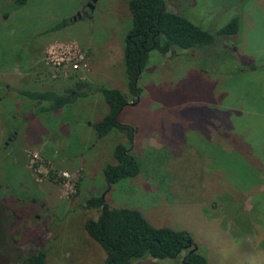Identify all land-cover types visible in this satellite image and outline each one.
I'll return each instance as SVG.
<instances>
[{"label":"rangeland","instance_id":"rangeland-1","mask_svg":"<svg viewBox=\"0 0 264 264\" xmlns=\"http://www.w3.org/2000/svg\"><path fill=\"white\" fill-rule=\"evenodd\" d=\"M129 1L97 0L85 18L52 32L88 0H0V264H24L39 250L45 264H104L84 230L102 210L86 200L102 195L109 208L137 209L154 227L186 232L207 264H264V0H162L214 42L150 52L138 99L123 60ZM235 16L238 33L218 35ZM51 47L82 55L86 69L48 64ZM67 84L84 95L46 113L47 103L17 94L64 93ZM94 86L127 95L117 120L132 128L131 141L117 130L97 139L91 125L108 108ZM118 143L129 145L141 172L108 187L102 169L115 163ZM185 254L129 264H184Z\"/></svg>","mask_w":264,"mask_h":264},{"label":"trees","instance_id":"trees-1","mask_svg":"<svg viewBox=\"0 0 264 264\" xmlns=\"http://www.w3.org/2000/svg\"><path fill=\"white\" fill-rule=\"evenodd\" d=\"M26 1L15 0L14 3L24 5ZM127 8L131 15V29L125 38L123 60L126 85L132 97L136 98L141 93L137 83L150 52L157 51L166 54L175 49L200 50L214 42V36L209 31L193 24L184 16L165 10L162 0H130ZM66 23L67 21H62L51 28V31L60 29ZM239 26V17L235 16L221 27L217 34L234 35L238 33ZM86 86L88 84L83 83V87ZM93 88L103 97L108 108L103 118L91 125L96 132L97 139H102L111 131L117 130L131 141L132 128L120 124L117 120L128 105L127 95L115 88L99 86ZM17 94L32 101L47 103L40 109L42 113L70 106L84 95L82 91H76L75 88H70L64 93L17 90ZM128 149L127 144L115 145L113 150L115 163L108 164L102 169L108 187L119 180L135 178L141 172L139 161L128 152ZM238 164L244 167L245 176L249 175L254 178L255 170L251 166L243 161H239ZM204 170V165L199 163V173L201 174ZM223 172L226 173V171ZM233 174L236 175V173ZM101 207L99 218L87 220L84 223V230L104 251L106 256L104 264H127L132 259L146 256L156 260L177 258L187 246L186 241L190 240L189 235L184 231L152 226L137 209L109 208L102 204L101 197L91 196L86 200L85 208L87 209ZM45 258V253L39 250L27 254L23 262L24 264H45ZM182 259L184 264H207L206 258L197 251L186 252Z\"/></svg>","mask_w":264,"mask_h":264},{"label":"built area","instance_id":"built-area-1","mask_svg":"<svg viewBox=\"0 0 264 264\" xmlns=\"http://www.w3.org/2000/svg\"><path fill=\"white\" fill-rule=\"evenodd\" d=\"M48 64L55 65L57 69L65 67L64 65H70L71 70L83 71L86 69L87 65L84 63L82 55H76L74 50L58 47V49L51 47L47 51ZM51 58V59H50ZM52 60V61H51Z\"/></svg>","mask_w":264,"mask_h":264},{"label":"flooded vegetation","instance_id":"flooded-vegetation-1","mask_svg":"<svg viewBox=\"0 0 264 264\" xmlns=\"http://www.w3.org/2000/svg\"><path fill=\"white\" fill-rule=\"evenodd\" d=\"M96 2H97V0H94V2H93V0H88L87 4L80 11H78V12H80V16H77V13H78L77 12L73 17H71L67 21L66 24H63L62 27L60 29L56 30V31H59L61 29H64L68 25H70V24H72V23H74L76 21H79V20H82L83 18H85L86 15H87V10L92 11L94 9V5H95ZM89 3H93L92 9L89 8V6H88ZM56 31H52V32H56ZM190 249H191L190 247L186 246L185 249L183 250V252H185V251L188 252V251H190Z\"/></svg>","mask_w":264,"mask_h":264},{"label":"water","instance_id":"water-1","mask_svg":"<svg viewBox=\"0 0 264 264\" xmlns=\"http://www.w3.org/2000/svg\"><path fill=\"white\" fill-rule=\"evenodd\" d=\"M94 2V0H93ZM89 8L92 9L93 3H89L88 4ZM77 16H80V12L77 13ZM75 18V17H74ZM82 88V85H79L78 87L75 88L76 91H79ZM138 99V97H136ZM101 200H102V204L104 205L105 201H104V195L101 196ZM187 246L188 247H192L189 251V253H194L197 251V247L192 244L191 240H187L186 241ZM130 261L127 262V264H129Z\"/></svg>","mask_w":264,"mask_h":264},{"label":"crops","instance_id":"crops-1","mask_svg":"<svg viewBox=\"0 0 264 264\" xmlns=\"http://www.w3.org/2000/svg\"><path fill=\"white\" fill-rule=\"evenodd\" d=\"M70 81H72V80H69V82H70ZM66 83H67V82H66ZM67 86L69 87L68 89H70V85L67 84ZM68 89H67V90H68ZM57 92H58V93H61V92H59V91H57Z\"/></svg>","mask_w":264,"mask_h":264}]
</instances>
